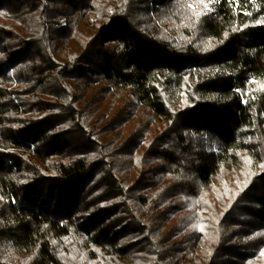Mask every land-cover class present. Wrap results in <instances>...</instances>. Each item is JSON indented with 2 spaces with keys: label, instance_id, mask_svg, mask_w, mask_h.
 <instances>
[{
  "label": "trees",
  "instance_id": "trees-1",
  "mask_svg": "<svg viewBox=\"0 0 264 264\" xmlns=\"http://www.w3.org/2000/svg\"><path fill=\"white\" fill-rule=\"evenodd\" d=\"M190 1L0 0V264H264V0Z\"/></svg>",
  "mask_w": 264,
  "mask_h": 264
},
{
  "label": "rangeland",
  "instance_id": "rangeland-1",
  "mask_svg": "<svg viewBox=\"0 0 264 264\" xmlns=\"http://www.w3.org/2000/svg\"><path fill=\"white\" fill-rule=\"evenodd\" d=\"M210 0H191L190 3L192 4V6L195 8H198L200 10H203L205 13L209 10L208 8V3ZM60 22L64 25L65 24V19L63 17H61ZM61 54L65 55V51H61ZM225 177L219 178L217 181L214 182V184L209 187L208 189H215V188H220L223 185H226L228 182V179ZM201 248V249H200ZM202 246L199 247V250L202 251Z\"/></svg>",
  "mask_w": 264,
  "mask_h": 264
}]
</instances>
